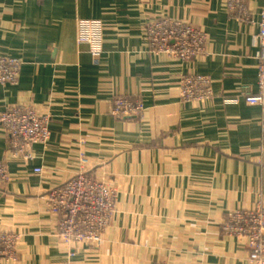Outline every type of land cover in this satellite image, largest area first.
Masks as SVG:
<instances>
[{
  "label": "crops",
  "instance_id": "1",
  "mask_svg": "<svg viewBox=\"0 0 264 264\" xmlns=\"http://www.w3.org/2000/svg\"><path fill=\"white\" fill-rule=\"evenodd\" d=\"M227 0H0V56L18 57L19 74L0 84V110L32 106L50 113V139L10 155L0 123V231L18 235L16 260L0 264H255L249 245L225 235L235 210H264V107L238 86L254 87L252 36L264 0H247L253 21L237 19ZM205 33L203 57L154 52L142 28L157 19ZM102 23L94 61L77 42L78 21ZM187 75L211 80L205 102L180 98ZM144 105L115 117L113 100ZM236 100L235 102H232ZM80 157L116 183V207L99 244L69 251L46 194L79 171ZM41 171L35 173L34 168Z\"/></svg>",
  "mask_w": 264,
  "mask_h": 264
},
{
  "label": "built area",
  "instance_id": "2",
  "mask_svg": "<svg viewBox=\"0 0 264 264\" xmlns=\"http://www.w3.org/2000/svg\"><path fill=\"white\" fill-rule=\"evenodd\" d=\"M226 7L233 17L253 21L247 0H227ZM258 15L259 30L252 36L258 57L256 83L254 87L243 85L234 87L232 91L241 93L247 104L264 107V9ZM142 31L154 52L171 54L182 60L206 54L205 33L191 24L160 18L146 24ZM77 42L87 44L96 61L104 51L102 23L98 20H79ZM20 68L18 57L0 56V84L14 83ZM179 94L187 103L205 102L215 96L210 78L204 75L184 76ZM144 110L140 101L116 97L111 114L118 118L139 117ZM51 116L50 113H39L30 105L0 110V123L8 135L10 155L15 158H31L32 146L45 145L50 139ZM33 171L39 173L41 169L36 167ZM7 181L8 169L0 159V184ZM116 195L117 187L112 176L108 173L96 176L91 162L85 157H80V168L75 176L46 194L47 209L55 216L57 233L69 251H73L81 241L100 243L101 235L115 211ZM222 231L240 242L246 241L249 245V258L255 264H264V210L261 207L230 211L223 220ZM17 240V234L0 231V259L16 260Z\"/></svg>",
  "mask_w": 264,
  "mask_h": 264
},
{
  "label": "rangeland",
  "instance_id": "3",
  "mask_svg": "<svg viewBox=\"0 0 264 264\" xmlns=\"http://www.w3.org/2000/svg\"><path fill=\"white\" fill-rule=\"evenodd\" d=\"M82 242V241H81Z\"/></svg>",
  "mask_w": 264,
  "mask_h": 264
}]
</instances>
